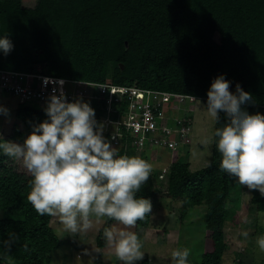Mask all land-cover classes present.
Returning a JSON list of instances; mask_svg holds the SVG:
<instances>
[{
  "label": "trees",
  "instance_id": "trees-1",
  "mask_svg": "<svg viewBox=\"0 0 264 264\" xmlns=\"http://www.w3.org/2000/svg\"><path fill=\"white\" fill-rule=\"evenodd\" d=\"M35 1L26 8L22 0H0V36L14 45L7 56L0 53V69L37 73L40 67L53 77L204 101L212 80L224 75L230 92L239 84L253 97L243 110L264 115V0ZM44 110L17 106L16 118L28 135L47 119ZM219 115L214 130L226 122L225 114ZM22 136L12 133L13 140ZM220 160L212 142L206 167L192 172L177 160L167 174L166 195L181 203L182 225L202 210L208 248L199 258L189 255L188 264H223L232 177L220 169ZM31 180L0 161V241L9 232L18 237L8 249L0 244V264H50L62 245L50 227L52 216L37 214L27 200ZM137 196L152 204L155 194L142 189ZM250 202L264 214L258 191L251 190ZM103 219L99 247L106 245L105 230L118 223ZM150 220L151 213L136 225L148 227Z\"/></svg>",
  "mask_w": 264,
  "mask_h": 264
},
{
  "label": "clouds",
  "instance_id": "clouds-1",
  "mask_svg": "<svg viewBox=\"0 0 264 264\" xmlns=\"http://www.w3.org/2000/svg\"><path fill=\"white\" fill-rule=\"evenodd\" d=\"M13 47L7 35L0 36V53L7 56ZM230 83L219 75L207 91V115L216 123L220 112L226 117L212 137L221 156L219 166L240 185L264 197V115L243 110L242 105L254 102L253 97L239 84L235 93L230 92ZM44 111L47 119L33 126L22 144L0 143L4 154L22 161L32 177L27 200L37 214L58 216L66 231L77 233L92 226V217H108L132 227L151 213L150 200L137 196L149 179L151 163L119 155L86 102H67L61 93L50 97ZM0 115L7 116L8 109L0 106ZM104 237L122 264L144 259L143 244L135 232L106 229ZM17 239L9 232L0 244L8 249ZM256 243L264 251V235ZM189 255L187 248L171 252L174 264H188Z\"/></svg>",
  "mask_w": 264,
  "mask_h": 264
},
{
  "label": "rangeland",
  "instance_id": "rangeland-1",
  "mask_svg": "<svg viewBox=\"0 0 264 264\" xmlns=\"http://www.w3.org/2000/svg\"><path fill=\"white\" fill-rule=\"evenodd\" d=\"M22 4L26 8H33L36 1L22 0ZM206 105L207 101L200 99L187 105L191 107L188 114L192 125L191 140L186 148L183 147L185 149L163 154L158 151L155 153L153 149L124 153V155L143 158L153 166L149 179L139 191L143 189L155 194L151 220L148 227L137 225L128 227L115 223L111 229L135 232L143 244L144 259L147 258L149 264H173L171 252L176 248H187L190 250V255L197 258L205 248H208L201 217L202 210L198 209V212L193 213L190 220H185L182 225L179 211L181 203L169 199L165 191L167 174L171 165L177 160L187 162L192 172L206 167L210 162L214 121L207 115ZM0 106L8 109L7 116L0 115V143L22 144L28 134L16 118L17 102L9 95L0 94ZM14 130L22 133L21 141L12 139ZM0 161L19 173L30 175L22 161L5 155L2 149H0ZM231 180V194L226 203L227 219L223 228L227 246L223 255V264H264V251H261L256 243L257 238L264 235V214H259L251 204V190L247 186L240 185L236 178L232 177ZM2 216L0 211V217ZM91 219L90 228L70 233L65 230L58 216H52L50 227L62 245L51 254L50 264H122L107 242L103 247L97 245L104 219L96 217ZM244 232L248 233L247 237H244ZM140 263L141 261L136 262V264Z\"/></svg>",
  "mask_w": 264,
  "mask_h": 264
},
{
  "label": "built area",
  "instance_id": "built-area-1",
  "mask_svg": "<svg viewBox=\"0 0 264 264\" xmlns=\"http://www.w3.org/2000/svg\"><path fill=\"white\" fill-rule=\"evenodd\" d=\"M61 93L67 102L80 100L94 109L106 141L118 154L144 149L179 152L190 143L187 105L194 101L187 96L58 78L42 74L40 67L37 73L0 69V94L18 105L46 108L50 97Z\"/></svg>",
  "mask_w": 264,
  "mask_h": 264
},
{
  "label": "water",
  "instance_id": "water-1",
  "mask_svg": "<svg viewBox=\"0 0 264 264\" xmlns=\"http://www.w3.org/2000/svg\"><path fill=\"white\" fill-rule=\"evenodd\" d=\"M121 67H122V65H121Z\"/></svg>",
  "mask_w": 264,
  "mask_h": 264
}]
</instances>
